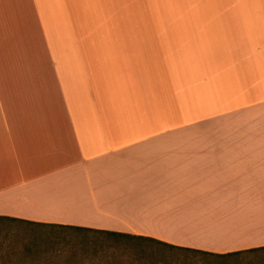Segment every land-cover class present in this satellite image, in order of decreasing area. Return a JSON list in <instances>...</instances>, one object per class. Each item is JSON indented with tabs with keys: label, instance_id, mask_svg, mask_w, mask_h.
<instances>
[{
	"label": "crops",
	"instance_id": "0c3cea01",
	"mask_svg": "<svg viewBox=\"0 0 264 264\" xmlns=\"http://www.w3.org/2000/svg\"><path fill=\"white\" fill-rule=\"evenodd\" d=\"M149 2L0 0V217L263 247L264 0L187 59Z\"/></svg>",
	"mask_w": 264,
	"mask_h": 264
},
{
	"label": "rangeland",
	"instance_id": "374dc122",
	"mask_svg": "<svg viewBox=\"0 0 264 264\" xmlns=\"http://www.w3.org/2000/svg\"><path fill=\"white\" fill-rule=\"evenodd\" d=\"M227 9L228 26H233L229 0H153L148 3L149 15L156 26L183 27L176 36L191 44L181 50L186 59L195 51L204 54V46L195 45L198 40L200 43L212 41L215 56L217 51L220 53V37H224V33L218 27L201 32L203 21L210 19L198 16ZM198 24L202 26L188 28ZM225 37L228 38L226 33ZM223 58L225 56L219 59ZM0 264H264V248L219 258L114 239L102 233L0 219Z\"/></svg>",
	"mask_w": 264,
	"mask_h": 264
},
{
	"label": "trees",
	"instance_id": "16d2710c",
	"mask_svg": "<svg viewBox=\"0 0 264 264\" xmlns=\"http://www.w3.org/2000/svg\"><path fill=\"white\" fill-rule=\"evenodd\" d=\"M0 219L25 222V221H21V220L15 219V218H8V217H0ZM25 223L44 225V226H52V227H58V228H68V229H73V230H77V231H90V232H95V233H102V234H105V235H107L109 237H112L114 239H124L126 241H135V242H139V243H148L150 245L157 246V247H162V248H167V249H172V250H180V251H184V252H188V253H192V254H201V255L214 256V257H219V258H225V257H228V256H233V255L239 254L241 252L256 251V250L264 248V246L263 247H255V248H249V249H245V250H239V251H233V252L218 254V253H210V252L194 250V249H189V248H184V247H178V246H174V245H171V244H168V243H163V242H158V241H155V240L147 239V238H144V237L133 236V235L117 233V232H111V231L93 230V229H88V228H83V227H78V226L41 224V223H34V222H25Z\"/></svg>",
	"mask_w": 264,
	"mask_h": 264
}]
</instances>
